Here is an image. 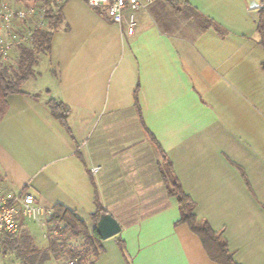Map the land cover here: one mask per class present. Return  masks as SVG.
Here are the masks:
<instances>
[{
  "label": "crops",
  "instance_id": "0c3cea01",
  "mask_svg": "<svg viewBox=\"0 0 264 264\" xmlns=\"http://www.w3.org/2000/svg\"><path fill=\"white\" fill-rule=\"evenodd\" d=\"M160 1L137 12L134 35L86 0L65 3L38 76L6 98L3 182L48 211H77L91 228L98 196L122 231L101 240L93 264H222L179 222L161 174L169 160L234 260L264 264V0H188L215 22L207 29ZM50 97L72 108L74 135Z\"/></svg>",
  "mask_w": 264,
  "mask_h": 264
},
{
  "label": "trees",
  "instance_id": "16d2710c",
  "mask_svg": "<svg viewBox=\"0 0 264 264\" xmlns=\"http://www.w3.org/2000/svg\"><path fill=\"white\" fill-rule=\"evenodd\" d=\"M24 4L35 2L50 3L48 0H22ZM171 5L173 12L183 15H193L198 25L203 29L216 26L215 22L198 12H195L188 0H165ZM195 12H193V11ZM193 13H192V12ZM160 19V18H159ZM64 22L62 8L55 12L52 5L45 14V25L37 28L26 46L17 49L15 63L4 62L0 59V120L7 110L6 98L12 93L23 92V85L38 75L37 66L42 55H50L53 35L62 28ZM218 27V26H217ZM257 39L264 46V10L261 9L258 18ZM264 69V62H263ZM47 106L51 114L68 130L69 117L72 108L62 99L50 97ZM152 140L161 149L154 136ZM164 157L166 154L161 149ZM162 178L167 192L175 196L179 202L181 218L179 222L187 223L191 230L202 240L207 252L214 260L222 264H239L234 260L222 232L215 231L207 220L199 219L195 209L196 202L184 190L178 177L175 175L173 164L165 160L161 168ZM97 209L91 214V220L97 224L100 216L107 212L96 196ZM49 248L42 251L35 243L33 235L26 229L25 221L17 234H4L1 242L3 255L11 254L22 264H46L52 257L61 258L64 254L72 264H93L102 251L101 240L96 227L91 228L88 221L77 211L56 205L48 217ZM82 242L80 247L70 245L69 240Z\"/></svg>",
  "mask_w": 264,
  "mask_h": 264
},
{
  "label": "built area",
  "instance_id": "2783aa9c",
  "mask_svg": "<svg viewBox=\"0 0 264 264\" xmlns=\"http://www.w3.org/2000/svg\"><path fill=\"white\" fill-rule=\"evenodd\" d=\"M26 5L22 0L13 4L0 0V59L8 62L13 52L26 46L37 28L45 25V14L50 5L59 11L68 0H48ZM156 0H86L92 8L104 9L108 18L134 35L137 12L148 8ZM94 168L93 172H97ZM51 211L45 209L34 194L25 190L6 188L0 174V251L3 235L17 234L23 221L44 225Z\"/></svg>",
  "mask_w": 264,
  "mask_h": 264
},
{
  "label": "rangeland",
  "instance_id": "374dc122",
  "mask_svg": "<svg viewBox=\"0 0 264 264\" xmlns=\"http://www.w3.org/2000/svg\"><path fill=\"white\" fill-rule=\"evenodd\" d=\"M10 1L13 4H18V2H19V0H10ZM164 1L165 0H161L160 1L161 4H164L163 3ZM17 54H18V50H15L13 52V54L11 55V58H10V60L8 62H10L12 64L15 63ZM41 59H40V61H46L47 60L46 55H42ZM37 70H38V73H39V71L41 70V67H40V70H39V66H37ZM71 125L72 124H70V126ZM67 131L69 132V134L74 135V131L72 129V126L69 127V130L67 129ZM45 220L46 221H45L44 225H41L39 223L33 222V225L31 224L30 227H29V225L26 226V229H28L29 232L33 235L37 247L39 249H41L42 251L47 250L49 248V237L50 236L48 234V229H47L48 228V224H47L48 218H46ZM81 243L82 242L76 241L75 239L69 240V244L70 245H75L77 248L80 247ZM0 253H1L0 255L3 254V252H0ZM0 258H3V260H4V258L6 259V262H4L5 264H22V262L17 261V258L14 257V255H11V254L10 255L9 254L3 255ZM46 264H72V262H68L67 256L64 254V256L61 257V258L52 257L49 261H47Z\"/></svg>",
  "mask_w": 264,
  "mask_h": 264
},
{
  "label": "water",
  "instance_id": "95a60500",
  "mask_svg": "<svg viewBox=\"0 0 264 264\" xmlns=\"http://www.w3.org/2000/svg\"><path fill=\"white\" fill-rule=\"evenodd\" d=\"M250 8H259L262 0H247ZM96 230L102 239H107L119 234L122 225L111 213L105 212L100 216L96 224Z\"/></svg>",
  "mask_w": 264,
  "mask_h": 264
}]
</instances>
